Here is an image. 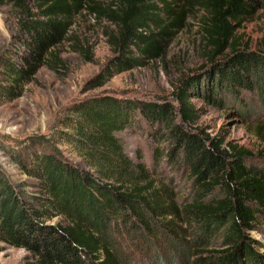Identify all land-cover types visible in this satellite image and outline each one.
I'll return each instance as SVG.
<instances>
[{"label": "trees", "instance_id": "16d2710c", "mask_svg": "<svg viewBox=\"0 0 264 264\" xmlns=\"http://www.w3.org/2000/svg\"><path fill=\"white\" fill-rule=\"evenodd\" d=\"M179 1L114 0L105 7L90 0H0L23 14L24 65L3 63L13 78L4 87L11 98L42 65L56 70L62 63L49 55L85 8L115 27L106 30L114 56L88 90L162 57L187 5L204 10V38L214 46L209 65L184 79L174 101L96 95L75 103L61 138L75 145L83 165L52 149L20 161L39 180L36 192L22 191L0 172V241L31 252L25 264H138L140 252H151L147 264H264L263 243L251 234L264 223V166L251 151L198 125L204 109L193 101L238 107L244 118L257 106L264 114V47L241 49L235 41L237 27L264 0H185L177 9ZM75 48L93 59L89 49ZM136 114L151 126L154 166L166 158L173 174L191 180L184 194L176 174L158 182L140 152H126L118 132ZM56 216L63 220L50 223Z\"/></svg>", "mask_w": 264, "mask_h": 264}, {"label": "rangeland", "instance_id": "374dc122", "mask_svg": "<svg viewBox=\"0 0 264 264\" xmlns=\"http://www.w3.org/2000/svg\"><path fill=\"white\" fill-rule=\"evenodd\" d=\"M90 1L108 7L114 0ZM178 4L177 9L186 6L185 0ZM204 15L199 5H187L183 26L173 29L176 31L162 57L149 60L145 66L116 74L103 86L88 90L87 82L114 56L106 30L115 27L106 17L85 8L75 16L69 38L55 46L49 55L50 61H56L58 56L62 63L56 70L42 65L30 81L22 83L21 94L11 98L4 87L12 85L13 78L3 63L24 65L21 57L26 49L20 38L23 36V14L13 2L0 5V172L22 191L36 192L38 189L35 186L39 180L25 174L20 161L30 162L34 153L52 149L70 162L83 165L77 148L61 138V131L67 130L65 121L73 115L69 109L88 97L111 95L138 100L174 101V93L184 79L203 72L204 67L209 65L210 55L214 53V46L204 38ZM235 39L241 49L261 50L264 47V5L242 21L236 29ZM79 45L90 50L91 61L76 50L75 47ZM242 95L248 101L254 99L257 103L254 95L248 92ZM193 101L204 109L198 125L214 136L222 135L227 142L251 151L258 158L257 163L264 166V114L259 106L257 113L244 118L238 107L221 108L202 98ZM150 130L151 126L136 114L118 135L129 155L136 157L140 152L155 180L166 181L176 173L173 174L166 158L154 166ZM174 184L184 194L191 180L177 173ZM61 220L62 217L56 216L50 223ZM251 234L263 243L261 250L264 251V223ZM137 255L138 264L151 263L153 259L151 252ZM28 258H32V254L25 248L0 241V264H25Z\"/></svg>", "mask_w": 264, "mask_h": 264}]
</instances>
